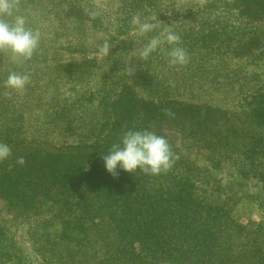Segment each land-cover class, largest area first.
<instances>
[{"label":"rangeland","instance_id":"374dc122","mask_svg":"<svg viewBox=\"0 0 264 264\" xmlns=\"http://www.w3.org/2000/svg\"><path fill=\"white\" fill-rule=\"evenodd\" d=\"M208 1L212 0H144L143 7L147 11L159 6L160 13L168 14L165 22H174L186 13L194 17L204 13ZM257 1L250 4L254 12L261 9ZM18 3L21 12L30 13V21L45 36L30 61L13 64L9 54L0 51V142L11 148V156L0 162V176L6 172L14 174L23 198L35 194V202L29 199L25 206H19L16 201L17 205H8L0 196V246L8 252L4 262L16 264L21 258L29 264H108L104 254L114 245L112 241L118 229L106 214L99 216L101 211L95 203L105 180L87 179L83 173L88 172L93 160L103 163V156L119 142L122 134L116 122L121 116L119 111L128 102L138 104L134 96L139 97V92L133 84L132 89L126 90L127 94L124 91L112 95L113 89L107 95L111 104L107 103L101 84L103 74L96 65L103 59L97 54L98 47L106 39L111 41L109 52L113 53L107 59L114 60L110 66L115 68L116 75L122 74L118 70L124 68L123 51L135 54L125 59L127 70L142 64L145 78L150 75V69L158 74L157 86L171 82L175 73H168L165 66L156 65L151 57L146 64L138 59L139 45L134 43L131 21L141 12L134 0H18ZM96 9L102 12L92 17L89 13ZM68 10L76 14H66ZM83 12L89 20H82ZM248 46L237 42L227 54L236 59L256 48L254 43ZM43 58L58 59L59 69L40 70ZM133 58L139 62L131 63ZM221 61H217L220 65L216 68L226 66ZM215 63L216 60L212 65ZM189 68L193 73L194 69ZM183 69L184 66L177 77L190 89L187 85L186 94L183 91L177 96L191 107L192 113L188 114L192 116L184 112L183 120L181 117L162 119L155 132L168 140L178 157L174 163L182 162V169L189 171L190 177L200 185L195 193L202 207L217 210L223 223L231 220L233 226H264V137L259 133L260 129L264 130V103L257 108V103L264 99V82L261 80L256 88L250 83L243 84L250 88L240 92L239 88L243 87L240 80L230 89L224 82L216 83L221 79L216 76L219 73L211 75L210 81L193 76L187 65ZM12 71L30 75L23 91L4 86ZM109 73L112 72L105 74L106 79ZM120 89L118 85L116 91ZM170 97L173 96L166 99ZM108 113L107 127L100 131L103 117ZM204 117L212 119L207 121ZM198 122L203 123V131L197 130ZM255 144L257 149H249ZM20 157L24 158L23 165L16 163ZM52 166L58 175L52 185L44 188L40 184L50 180L46 177ZM55 195L67 198L60 199L67 201L68 206L55 202ZM68 213L73 214L72 219L83 220V230L74 233L77 237L74 241L65 238L70 227H61L59 222L70 218ZM236 234L238 231H231L225 236L235 240ZM105 237H110V242ZM240 237L244 238V233ZM151 260L152 264H191L171 255Z\"/></svg>","mask_w":264,"mask_h":264},{"label":"trees","instance_id":"16d2710c","mask_svg":"<svg viewBox=\"0 0 264 264\" xmlns=\"http://www.w3.org/2000/svg\"><path fill=\"white\" fill-rule=\"evenodd\" d=\"M27 1L25 0V2ZM134 1L142 16L156 14L158 21L181 35L182 46L190 57L186 64L187 69L190 73L192 71L189 66L194 69L193 76L205 77L212 81L213 76L211 75L219 73L216 76L221 78V82L216 81V83L224 82L230 89L235 88L238 80L241 81L240 87L250 83L256 88L261 80L264 82V0L257 1L261 8L258 12L251 9L252 0H212L206 2L204 13L199 12L195 14V17L186 13L184 17L174 22H165L169 19L166 17L168 14L160 13L159 6H152L146 11V6L143 7L144 0ZM66 14L75 15L76 12L68 10ZM81 18L89 20L87 13L81 15ZM237 42L241 46L250 45L248 47H252L251 43H254L253 47L256 48L250 52L247 51L248 54H240V57L234 59L227 52L231 51ZM134 43L137 46L135 41ZM112 53L110 51L109 56ZM128 55L135 54L123 51L122 64L124 68L118 70L122 71L120 75H116L117 71L113 66H110L114 60L105 57L96 64L98 65L97 70L101 72V75L103 74L102 78L104 79L101 84L104 85L103 97L107 103L111 104L107 95H111L113 89H115V93L112 95L122 94L124 91L127 94L126 90L132 89L133 84L139 92V97L134 96L138 104L128 102L120 109L121 116L116 119L119 125L118 130L122 133L128 128L155 131L157 123L162 119L174 120L181 117L183 120L187 115L192 116V114H188L192 113L189 110L191 107L185 105L177 96L185 91L188 85L177 77L181 67H170L163 53L153 54L154 58L151 57V59L155 61L156 65L161 63L168 73H175L171 82L168 80L169 83L165 82L157 86L158 74L152 73L150 69V75L145 78V69L141 66L142 64H139L140 66L137 68H131V71L127 70L125 59ZM131 60V63H134V60L139 62L137 58ZM214 60L216 63L212 65ZM219 60H222L221 63L224 62L226 66L221 65L216 68L217 65H220V62H217ZM58 62H60L58 59L51 61L43 58L39 68L40 70L42 68L43 70L46 68H50L52 71L57 70L61 65H57ZM143 62L148 63L147 60ZM105 64L108 65L107 68ZM108 71L112 73H109L110 77L106 79L105 74ZM183 71H185V65ZM129 76L132 79H129ZM115 83L121 87L120 92L116 91L118 85ZM249 88L250 86L248 88L243 86L239 90L242 92ZM188 89H190L189 85ZM190 92L192 91L189 90ZM169 95L173 97L166 99ZM263 103L264 99L257 103V108ZM184 112L187 113L186 116H181L185 114ZM108 116L109 113L103 117L102 122L104 123H101L100 131L107 127ZM195 116L200 118V115ZM205 119L210 121L212 118ZM262 120L264 123V119ZM197 127L198 131L204 130V125L201 122L197 123ZM259 133L264 137V130L260 129ZM256 145H252L249 149H257L258 145ZM53 166L49 168L51 173H48L46 177L50 180L40 186L46 188L53 184L58 175L55 174ZM181 166H183L182 162L173 163L167 172L158 175L139 171L128 173L120 169H117L115 174H110L105 170L104 164L97 162L96 159L92 161L88 172L83 173L87 179L91 177L92 179L105 180L104 185L98 190L95 203L101 211L99 216L106 214L109 219H112L114 228L118 229L116 239L112 241L114 245L104 254L108 264L110 262H113L111 264H152L151 258L158 260L164 255L181 257L182 260H187L191 264H264V226L259 224L254 226L236 224L233 226L231 220L227 221L228 223H223L222 216L217 210L213 211L201 206V201L195 193L198 192L200 185L190 177V172L182 169ZM20 192L22 193L14 174L6 172L0 176V196L8 205L25 206L28 205L29 199L31 203L35 202L34 193L23 198L24 195H20ZM63 192L64 190L61 193ZM60 198L53 199L51 197L50 199L68 206L67 201H61V199L66 200L67 198L64 196ZM76 202L79 203V198ZM58 210L60 209L58 208ZM67 215H70V218L62 219L59 222L61 227H70L68 229L70 232L65 238L74 241L77 238L74 233L83 230V220L72 219L73 214L68 213ZM71 225L73 229H71ZM231 231L235 233L238 231L235 240L225 236ZM241 233H244V238L240 237ZM109 240L110 237H105V241ZM2 248L0 246V264H5L4 261L7 259H3V257L8 252L1 250ZM16 264L29 263L19 258Z\"/></svg>","mask_w":264,"mask_h":264},{"label":"clouds","instance_id":"9594fccd","mask_svg":"<svg viewBox=\"0 0 264 264\" xmlns=\"http://www.w3.org/2000/svg\"><path fill=\"white\" fill-rule=\"evenodd\" d=\"M101 9L91 11L92 17L100 15ZM30 13L21 12L18 0H0V51L7 52L13 64L30 61L44 39V32L30 21ZM132 32L139 45L138 59L146 61L153 54L163 53L170 67H183L189 62L187 50L182 46L181 35L157 20V15L133 16ZM112 47L105 40L97 54L101 58L109 56ZM30 82V75L12 71L4 81V86L13 91H23ZM171 115V113H169ZM11 156V148L0 142V162ZM168 140L154 130L128 128L121 134L119 142L111 146L103 156L105 170L115 174L117 169L128 173L142 172L158 175L167 172L177 159ZM17 164L23 165L20 157Z\"/></svg>","mask_w":264,"mask_h":264}]
</instances>
